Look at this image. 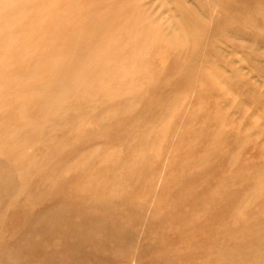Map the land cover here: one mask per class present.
Returning a JSON list of instances; mask_svg holds the SVG:
<instances>
[{
  "label": "rangeland",
  "instance_id": "rangeland-1",
  "mask_svg": "<svg viewBox=\"0 0 264 264\" xmlns=\"http://www.w3.org/2000/svg\"><path fill=\"white\" fill-rule=\"evenodd\" d=\"M55 3L74 6L55 47L24 61L67 32L73 59L132 60L86 101L70 91L22 155L0 127V264H264V0Z\"/></svg>",
  "mask_w": 264,
  "mask_h": 264
},
{
  "label": "bare ground",
  "instance_id": "bare-ground-1",
  "mask_svg": "<svg viewBox=\"0 0 264 264\" xmlns=\"http://www.w3.org/2000/svg\"><path fill=\"white\" fill-rule=\"evenodd\" d=\"M28 4H29V0H0V17L2 16L1 13L5 14L6 12V15H4V18L1 17L2 19L5 20V22L3 24L1 23L2 25L0 26V64L4 68H7V66H10L12 63L13 65L17 66V68L15 66V70L13 71V74L7 71H0V93H11V96H13L12 101L14 100L16 102L15 106L12 105L13 106L12 108H10L11 106L9 107L10 109H9L8 114H6L5 112L7 117L3 114L5 118H4V121H2L0 124L1 132H5V133L10 132L12 133V135L15 134L13 141L17 140V142H15L17 144L16 145H14L15 143L12 144V147H10L11 146L10 145L9 146L10 148H7V147L5 149L3 148V146L7 144V142L3 146L2 145L0 146V148L1 147L3 148V152L5 150V153H6L5 155L7 154L9 155V159L21 153L19 151L20 150L19 144L21 146L23 143L26 144V142H30V141H27L28 139L30 140V134L32 133L33 130L35 131L40 126L42 121L46 122L48 119L52 117H55V119H57L58 117H61L63 114L61 116H59V114L62 113L61 111L66 107L70 110V108L68 107L69 106L68 102L69 103L72 102V101L70 102L68 99L69 97H71L70 94L72 92L69 94L70 91L74 90L76 92V90H78V93L76 92L78 96L79 97L81 96L82 98L84 97V101H86L85 96H82V95H86L90 93L91 90L92 91L96 90L97 92L98 90L107 87L106 85L109 84L108 82L111 81L112 83V81L115 78L118 79L117 74H119V72H121L125 66H129L130 65L129 62L132 60V59L126 58L121 63H119L117 62V59H115L116 57L114 58V60L110 58L111 54L108 49H106L100 54L94 53L91 57L83 58L82 56L79 57L77 54L78 57H75L73 59L71 55L69 54L71 50V45H70L71 41L69 42V40L71 39V36L68 34L69 32H67L63 37H61L60 43L56 45V48H55L56 50L50 51L49 49V53H47L48 50H46L45 52L46 54L41 53L42 54V56H40L41 58L38 57L36 60L32 59V61L31 60L24 61L22 58L23 56L28 55V52H29L28 50L30 48L38 47L41 44L46 45V44H49L51 41L54 42L56 39V38L54 39L55 37L54 31L58 29L59 25L62 23V20H64L63 18H66V17L69 18L72 15V12L74 11V6L70 5V6L65 7V9L61 8V11H59L60 13H58L55 0H46L45 4H43L44 6L37 8V9L34 7L28 8L27 7ZM33 6H35V4ZM16 24H18L19 27H16ZM134 24L135 22L133 23V25ZM25 28H27L29 31V37L27 35H23L22 37H20V33H24L23 30ZM5 36H7V38L3 39ZM16 37L18 38L17 40H15ZM13 39L17 41V43L13 44L14 41L11 42ZM52 46H53V43H52ZM12 47H14L15 49L13 50L14 52L11 50ZM65 53L70 55L68 57H70L72 60L71 61L72 63L68 64L70 66L63 65L60 61L61 58L65 55ZM136 54H139V52L136 51L134 55ZM28 57H30V55L27 56V59ZM133 69H134V65H133ZM131 71H133L132 68H131ZM131 71H129L128 73L126 70V72H123V73H128L129 75V74H132ZM62 73L65 74L66 80H64L63 83L62 82L59 83L58 85L59 89L57 91H54L52 89L53 87L52 85L57 84L58 82L61 81L58 79H60L61 77L60 75ZM121 76H123V74ZM114 82L117 84V81H114ZM118 84H119V81H118ZM36 85L41 86V87H36ZM108 89H111V88H108ZM111 91L113 92V89ZM111 91L110 90L109 92L107 91L108 93H110V96H111ZM115 91H117V89ZM98 92H101V90ZM90 94H89V97H90ZM107 94L102 95L101 93L102 99L103 98L107 99L108 96L106 98L104 97ZM113 94L116 95V96L115 95L111 96V97H114V100H115V97H117V95L118 96L120 95V93L119 94L112 93V95ZM8 96H10V94L6 95V97L4 98H7ZM11 96L9 98H11ZM74 96L72 98H74ZM122 96H125V94H122ZM82 98H81V102H84L82 101ZM86 99H88V96L86 97ZM9 100L11 101V99ZM10 101L8 102L9 104H11L12 102ZM5 102H7L6 99H5ZM109 102L107 101V103ZM111 102H113V98ZM77 104L79 105V101L77 102ZM77 104L75 105V108L76 106H78ZM105 105H109V104H105ZM3 106L4 105L0 103V107L4 108ZM66 109H64V111ZM68 109L65 112H67ZM73 111L75 112V110H72V112ZM61 118L63 119V117ZM50 125H54V123L49 124L48 126ZM39 129L42 130L41 127ZM44 129L46 130L47 128H44ZM5 135H4V138H5ZM4 138H2L1 141H3ZM31 138L33 137L31 136ZM5 141L7 140H4V142ZM34 141H35V138H34ZM34 141L30 142L32 143L31 144L32 146H33ZM36 144L34 143V145ZM20 155H22V153ZM0 156L1 158L3 157L2 155ZM22 160L23 158L21 159V161ZM9 161H12V160H9ZM9 161L7 160L6 163L9 164L8 163ZM4 163L2 164L4 165ZM2 164L0 163L1 166ZM4 168L8 169L7 166H5ZM9 169L6 170V172L9 171ZM4 180H0V181H4ZM5 181L8 182L7 180Z\"/></svg>",
  "mask_w": 264,
  "mask_h": 264
}]
</instances>
